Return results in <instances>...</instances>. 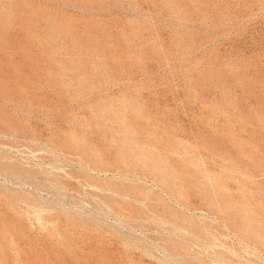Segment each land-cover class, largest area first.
Returning <instances> with one entry per match:
<instances>
[{"label": "rangeland", "instance_id": "374dc122", "mask_svg": "<svg viewBox=\"0 0 264 264\" xmlns=\"http://www.w3.org/2000/svg\"><path fill=\"white\" fill-rule=\"evenodd\" d=\"M0 264H264V0H0Z\"/></svg>", "mask_w": 264, "mask_h": 264}]
</instances>
